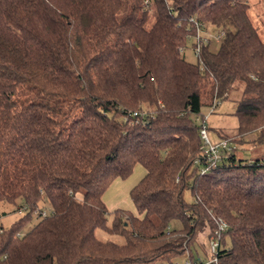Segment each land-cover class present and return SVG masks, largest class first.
I'll return each mask as SVG.
<instances>
[{
	"label": "trees",
	"instance_id": "16d2710c",
	"mask_svg": "<svg viewBox=\"0 0 264 264\" xmlns=\"http://www.w3.org/2000/svg\"><path fill=\"white\" fill-rule=\"evenodd\" d=\"M250 7L0 0V202L25 211L0 221V264H175L187 252L194 264H264V154L238 152L264 148V37ZM198 24L225 35L191 61ZM234 93L239 125L219 130L232 149L202 172L203 108ZM137 164L136 212L109 220L104 194ZM218 218L227 229L208 263ZM202 231L206 261L191 252Z\"/></svg>",
	"mask_w": 264,
	"mask_h": 264
},
{
	"label": "rangeland",
	"instance_id": "374dc122",
	"mask_svg": "<svg viewBox=\"0 0 264 264\" xmlns=\"http://www.w3.org/2000/svg\"><path fill=\"white\" fill-rule=\"evenodd\" d=\"M251 3L250 7V13L255 20V22L260 26V32L262 36L264 37V0H249ZM219 46V42L213 41L211 43V47L213 49H217ZM184 53L187 56V58L191 61H196L197 56L193 50V48L188 45L184 48ZM212 108H209V112L211 113ZM203 110H206V107L203 108ZM197 121L200 123L199 118ZM209 127V125H208ZM235 130H231L229 132H234ZM210 134L212 135V132L210 130ZM213 136V135H212ZM220 138V137H218ZM242 148L238 151L239 154L242 157L246 158H253L256 156H260L264 154V148L262 146H250L248 144H242ZM145 172L144 167L141 164H137L134 168L133 173L126 179H119L117 178L113 183L112 186L109 187V189L105 192L104 198L106 200L108 209L110 211L109 213V220L113 217V211L116 209H125L130 210L133 212H136L135 205L133 203V200L130 196V189L133 185V183L139 181ZM186 199L190 201L192 199V195L190 192L186 193ZM40 207L45 211L46 213H50L52 211V206L50 203H40ZM24 209H21L20 207L8 203V202H0V221L3 223L5 227L11 226L12 223H14L17 219H19L24 214ZM38 220V217L36 215L33 216L31 219V222L27 225L25 228L26 230L31 228L34 223H36ZM180 225V222L176 223L174 226ZM97 235L103 239H112L115 241L123 242L124 238L120 235L110 234L106 231H103L102 229L97 230ZM201 235L196 242L195 246L192 248V254L196 258H201L203 260H208L210 254H208L205 251V247L208 246V240L205 237V232L202 231ZM189 252L183 254L180 258V262L183 264L185 263V260L188 258Z\"/></svg>",
	"mask_w": 264,
	"mask_h": 264
},
{
	"label": "built area",
	"instance_id": "2783aa9c",
	"mask_svg": "<svg viewBox=\"0 0 264 264\" xmlns=\"http://www.w3.org/2000/svg\"><path fill=\"white\" fill-rule=\"evenodd\" d=\"M224 35V30L214 33L209 29H203L202 26L198 24L197 32L194 34L196 43L192 46L196 56L200 55L201 45L203 43H207L212 39L219 41L222 37H224ZM213 109L214 108L211 110L213 111ZM200 135L203 139V145L201 154L196 158V162H202L201 171L207 172L215 167L222 160V158L229 153V151L232 149V145L230 140L227 138L220 137L218 139H213L212 135L210 134L207 121L205 120L200 128ZM43 214L46 215L47 213L43 211ZM226 229L227 222L222 218H218V226L210 238V249L213 256L208 263L218 262L217 251L219 247H221V236ZM185 263L194 264L190 259H187ZM175 264H181V262L177 261Z\"/></svg>",
	"mask_w": 264,
	"mask_h": 264
},
{
	"label": "crops",
	"instance_id": "0c3cea01",
	"mask_svg": "<svg viewBox=\"0 0 264 264\" xmlns=\"http://www.w3.org/2000/svg\"><path fill=\"white\" fill-rule=\"evenodd\" d=\"M237 99H238V93H234L233 95H231L229 99L221 102L218 108L216 109V111L210 113L208 107H206V110H203L204 115H206L207 123L210 126L213 139H218V137L221 136L219 130L231 131V130H235L238 127L239 118L236 115ZM137 182L133 183L132 187ZM113 184L114 183H112L110 186H112Z\"/></svg>",
	"mask_w": 264,
	"mask_h": 264
}]
</instances>
